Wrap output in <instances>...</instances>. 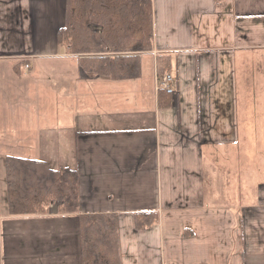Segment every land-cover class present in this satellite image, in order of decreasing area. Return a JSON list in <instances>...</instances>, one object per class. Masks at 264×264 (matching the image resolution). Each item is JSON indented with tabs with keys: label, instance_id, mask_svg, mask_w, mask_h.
<instances>
[{
	"label": "crops",
	"instance_id": "0c3cea01",
	"mask_svg": "<svg viewBox=\"0 0 264 264\" xmlns=\"http://www.w3.org/2000/svg\"><path fill=\"white\" fill-rule=\"evenodd\" d=\"M152 2L141 75L113 79L58 42L66 0H0V264H83L80 217L95 213L117 215L121 264H264V180L243 198L236 143L264 133L241 88L264 65V0ZM7 155L76 170L79 210L11 215ZM144 211L159 220L143 229Z\"/></svg>",
	"mask_w": 264,
	"mask_h": 264
},
{
	"label": "trees",
	"instance_id": "16d2710c",
	"mask_svg": "<svg viewBox=\"0 0 264 264\" xmlns=\"http://www.w3.org/2000/svg\"><path fill=\"white\" fill-rule=\"evenodd\" d=\"M152 0H66V17L57 40L76 55L90 74L113 79L141 75V54L153 49ZM167 56L158 57V83L170 67ZM161 89V88H160ZM170 101V93L161 89ZM7 198L11 215H39L56 205L61 212L80 208L78 172L55 169L47 161L7 155ZM158 213L138 212L136 226L147 228ZM81 221L82 263L121 264L120 234L116 214H84Z\"/></svg>",
	"mask_w": 264,
	"mask_h": 264
},
{
	"label": "rangeland",
	"instance_id": "374dc122",
	"mask_svg": "<svg viewBox=\"0 0 264 264\" xmlns=\"http://www.w3.org/2000/svg\"><path fill=\"white\" fill-rule=\"evenodd\" d=\"M74 58L70 59V63L74 62ZM60 60V61H59ZM258 64H264V54L259 56ZM68 62V59H62L60 57L52 58L48 60V64H63ZM251 63L247 64V79L243 92L249 94L252 97V101H249L248 109L252 111L255 107L264 109V103L262 102V97H259V102L254 101V96L257 94L264 93V65L254 66ZM256 67V68H255ZM244 80V78H243ZM239 92V91H238ZM241 97V92L238 93ZM23 99V98H21ZM239 104V103H238ZM257 105V106H256ZM254 114V113H253ZM251 113H248L247 122L252 121L254 117H250ZM239 146V169H242V180L241 182V195L245 198L246 194L253 196L255 191V186L264 180V133H241L240 142H236ZM13 151H16L15 149Z\"/></svg>",
	"mask_w": 264,
	"mask_h": 264
},
{
	"label": "built area",
	"instance_id": "2783aa9c",
	"mask_svg": "<svg viewBox=\"0 0 264 264\" xmlns=\"http://www.w3.org/2000/svg\"><path fill=\"white\" fill-rule=\"evenodd\" d=\"M173 76L171 72H166L164 78L159 83V88L165 89L168 93H175V89L172 86Z\"/></svg>",
	"mask_w": 264,
	"mask_h": 264
}]
</instances>
